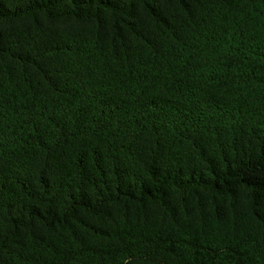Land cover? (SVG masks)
<instances>
[{
	"label": "trees",
	"instance_id": "16d2710c",
	"mask_svg": "<svg viewBox=\"0 0 264 264\" xmlns=\"http://www.w3.org/2000/svg\"><path fill=\"white\" fill-rule=\"evenodd\" d=\"M0 264H264V0H0Z\"/></svg>",
	"mask_w": 264,
	"mask_h": 264
}]
</instances>
